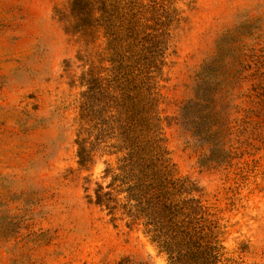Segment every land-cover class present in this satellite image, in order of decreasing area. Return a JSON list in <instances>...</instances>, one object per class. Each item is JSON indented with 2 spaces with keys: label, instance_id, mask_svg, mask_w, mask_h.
<instances>
[{
  "label": "rangeland",
  "instance_id": "1",
  "mask_svg": "<svg viewBox=\"0 0 264 264\" xmlns=\"http://www.w3.org/2000/svg\"><path fill=\"white\" fill-rule=\"evenodd\" d=\"M118 1L106 35L76 30L69 0H0V264H168L140 224L94 203L123 152L108 114L84 112L90 67L106 93L147 101L177 197L199 202L229 264H264V0ZM198 90L215 107L201 138L180 117Z\"/></svg>",
  "mask_w": 264,
  "mask_h": 264
},
{
  "label": "trees",
  "instance_id": "2",
  "mask_svg": "<svg viewBox=\"0 0 264 264\" xmlns=\"http://www.w3.org/2000/svg\"><path fill=\"white\" fill-rule=\"evenodd\" d=\"M118 8V0H69L74 28L83 34L100 28L110 35L113 26L117 30ZM165 49L164 45H155L151 52L153 59ZM94 72L90 67L80 76V86L85 87L81 103L85 106L91 102L84 112L90 115V120L102 123L108 114L121 131L118 148L123 152L116 165L106 166L104 178H109V182L105 188L97 185L94 203L110 213L120 208L129 224H140L143 233L166 255L168 264H229L199 202L177 197L184 183L169 177L163 138L157 123L147 118V101L142 105L134 103L129 86L117 94L106 93ZM199 92L182 107L180 117L184 124L189 122L201 138L211 130L213 124L209 119L215 107L210 106L213 99H209L204 90ZM81 128L77 144L79 164L83 167L90 154L84 135L86 129Z\"/></svg>",
  "mask_w": 264,
  "mask_h": 264
}]
</instances>
